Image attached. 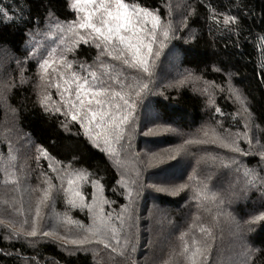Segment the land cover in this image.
I'll list each match as a JSON object with an SVG mask.
<instances>
[{
	"label": "snow or ice",
	"instance_id": "6c2138e0",
	"mask_svg": "<svg viewBox=\"0 0 264 264\" xmlns=\"http://www.w3.org/2000/svg\"><path fill=\"white\" fill-rule=\"evenodd\" d=\"M67 7L75 13L71 20H60L54 10L46 8L43 17V27L40 26V18H36L35 29L29 28L26 36L32 38L35 35H43L45 38L55 37L46 48L47 55L42 52L38 55L37 48H32L25 59H38V76L40 84L37 85L38 103L46 114L59 113L65 117L60 126L66 131L70 130L69 121L80 125L84 135L95 147L103 144L104 151L110 157H115L119 179L116 184L122 189V195L128 201L121 205L119 213L105 214L103 205L111 203L103 196V185L99 180L92 179L94 173L86 168H75L73 161L66 165L62 161H54L46 149L36 146L35 159L39 162L44 156L54 163L49 168L55 174L53 177L41 172L43 180L36 186L23 187L22 175H25L26 164L21 163L17 168L19 150L9 144L7 156L0 155V188L5 191L4 204L6 206L7 222L0 219V225L6 227L5 238L24 240L34 244L37 239L54 238L63 241L65 251L70 255L78 251H92L95 260L102 246L108 250L109 259L115 256L127 259L129 246L135 250V244H130L131 229L134 226L136 202L140 193L145 188L142 182L140 169L130 161L121 159V152L131 149V144L122 143L125 137L132 139L131 129L135 128L137 109L144 94L149 90V83L155 75V69L163 50L175 37L177 25L173 19L172 5H164L167 19L162 18L159 6L152 8L140 2V0H66ZM179 7V5H177ZM208 27L209 31H223L229 34L240 35L239 17L228 12H218L209 3ZM7 6L0 7V23L26 24L32 22L30 15H25L21 8V14L15 11L9 14ZM31 12V8L27 9ZM195 15V9L189 8L188 15L183 16L179 27L187 28L188 19ZM222 17V20H221ZM190 35L194 38V32ZM258 47L261 52V66L264 67V35L258 37ZM187 42V40H186ZM32 40H26L30 45ZM87 44L96 49V56L91 64L85 61L68 60L67 54L74 53L79 44ZM22 62L17 61L18 67ZM79 64V69L74 65ZM21 83H24V69L21 68ZM214 71H222L214 67ZM204 87L197 89L207 95V103L212 105L214 93L209 91V86L219 88L212 81L204 80L202 76H196L192 71L186 70L177 84L192 82L195 86L202 81ZM229 98L239 105L237 114H243L245 131L232 134L225 130L228 135L217 133L210 125H204L199 136L185 139L183 144L177 145L174 150H165L152 153L149 157V165L159 163L164 159H172L173 153H179L191 144H214L232 153L249 155L253 149L250 130L253 116L248 107L247 97L231 82V73L227 75ZM10 86L6 83L4 89ZM56 88L59 101H53L50 88ZM217 113H221L219 107ZM219 124V121H217ZM154 131H175L166 124H158L156 128H149L145 135ZM243 137L249 144V152L244 151L238 144ZM117 145L119 147H117ZM28 147H31L29 143ZM256 148L259 150L252 154L259 155L264 161V145L256 140ZM130 160L138 161V154H131ZM204 163L209 168L235 169L239 176L242 174L244 183L242 190L247 192L257 188L261 197L264 198V177L252 168H240V161L235 157H221L205 151L204 156L197 160V165ZM213 175L209 172L201 176L197 167H193L189 174V180L173 186L148 185L156 192L176 195L186 189H191L193 199L197 202L198 211L202 209L208 213L210 219L205 221L198 213L193 214V221L188 227L179 233L177 243L170 246L167 254L159 259L158 264H213V253L216 249L217 230L220 228L218 217L224 216L230 223H238L231 212H224L221 207L225 198L220 193L212 190L210 181ZM91 182L93 187L92 201L89 203L84 196L82 186ZM116 191V188H113ZM16 192L21 196L17 201ZM63 199L66 206L71 208H87L91 224L85 227L79 221L74 220L68 211L63 213L56 211V202ZM231 202V197H229ZM215 209V211H213ZM118 222V223H117ZM264 222V211L250 214L244 225ZM64 229L63 234L59 231ZM75 228V231L73 229ZM47 229V230H46ZM239 251L229 258V264H250L252 256L259 251L247 243L244 233L237 235ZM68 245L73 247L69 248ZM135 264V261L132 262ZM219 264V262H218Z\"/></svg>",
	"mask_w": 264,
	"mask_h": 264
},
{
	"label": "trees",
	"instance_id": "16d2710c",
	"mask_svg": "<svg viewBox=\"0 0 264 264\" xmlns=\"http://www.w3.org/2000/svg\"><path fill=\"white\" fill-rule=\"evenodd\" d=\"M140 2L152 8L159 6L160 14L164 19H167L164 7L166 4H171L172 11L179 13L181 19L188 15L190 7L195 9V15L189 17L187 28H180V22L173 17L177 31L172 40L176 45L178 58L168 54L169 45L167 44L159 57L155 75L149 83V90L144 94L137 109L135 128L130 130L132 139L129 141L125 137L122 143H130L131 147L134 145L136 149L141 150H149L153 144L162 147L152 146V148L158 147L159 150H162L167 147L174 150L177 145L183 144L185 139L199 136L198 130L204 125H210L221 135L228 134L225 132L226 129L232 134L243 133L245 130L237 114L238 104L229 98L227 75L231 73L232 84L247 97L248 107L254 118L250 137L253 140L259 139L261 145H264V67L261 66V52L258 47L260 43L258 37L264 35V0H140ZM209 3L218 12H228L239 17V37L223 31L222 24L221 31H216L215 26H213L212 32L209 31L208 8L206 7ZM4 6L10 9V15L13 10L16 15H20L21 8H23L24 14L32 17V22L26 24L0 23V155L7 156L10 143L12 148L19 150L17 168L21 163L26 164V174L22 175L23 187L36 186L40 183L43 180L41 172H48L47 168L50 163L62 161L66 165L75 157L73 166L75 168L83 167L90 173H94L92 179L99 180L103 185V196L111 202L107 207H104L105 214L119 213L121 205L127 204L128 201L122 195L120 186L116 184L120 178L118 172L122 169H118L115 164V157H110L106 151L102 150L105 147L103 144L100 147H95L84 135L79 124L69 121L70 130L66 131L60 126V122L65 119L64 116L59 113L49 115L44 112L37 102V92L39 91L37 85L40 84L37 66L39 61L36 58L25 59L32 48H37L38 55L41 52L47 55L46 48L49 45L56 46L50 44V41L55 37L45 38L43 35H35L30 38L25 35L29 28L35 29L37 17L40 18L41 28L43 27L46 8L51 7L60 20L74 19L75 13L67 7L66 0H0V7ZM29 7L31 8L30 13L27 12ZM193 32L194 38L190 35ZM29 39L32 40L30 45L26 44V40ZM95 56L96 49L94 47L81 43L74 53L67 54V59L91 64ZM17 61L22 62L19 67ZM74 67L79 69V64ZM214 67L220 68L222 71H214ZM21 68L24 69V83L20 82ZM186 70L223 87V91H220L219 88L209 86V91L214 93L212 105L207 103V95L197 90L205 86L203 80L197 82L195 86L192 82L178 85L172 83L179 81ZM5 83L10 87L4 89ZM48 91L53 101H59L55 87ZM217 107L223 114L216 112ZM239 115L241 116V114ZM158 124H166L175 129V135H168L167 132L162 131H154L150 135H145L149 128L155 129ZM240 139L237 141L239 146L249 152V144L245 143L247 141L243 137ZM29 143L31 144L30 148L28 147ZM37 145L46 149L54 161L41 156L37 162L35 159ZM193 146L194 144L190 145L188 153L196 155L195 149L199 144L194 148ZM117 147L119 146L117 145ZM204 147L205 145H203ZM128 153V150L121 152V158L126 157ZM251 154L238 159L241 162L239 165L241 169L245 166L251 168L250 166L253 164L255 167L258 165V159ZM200 158L197 156L190 159L191 163L188 164L185 178L189 171H193L194 164ZM172 160L168 161L171 165L168 168L184 169L178 162L180 160ZM129 161L130 166L135 164L140 169L141 179L145 185L137 198V205L143 200L149 189L145 181H148L147 178L152 180V175L143 177V169L148 166L146 163ZM183 164L186 163L183 162ZM200 165H202L201 168L197 170L201 176H206L211 172L213 175V180L209 182L211 188H215L225 198L223 207L221 206L224 212L229 209L236 218L239 217L241 221H244L250 214L264 211V198L261 197L257 188H252L247 192L242 190L244 183L242 174L239 176V182L232 186V180L229 177L238 180L235 169L209 168L204 163ZM163 170L164 168H159L153 175ZM257 172L261 177H264L262 168H259ZM227 174L230 176L228 177ZM168 180H172V178ZM188 180L189 178L182 182L185 183ZM114 187L116 191H113ZM82 191L85 199L90 202L93 192L91 182L84 184ZM193 195L191 189L173 195L176 197H169L161 192L151 193V196H154L153 199L158 203L157 207L152 210L156 217L154 223L157 218H161L162 228L164 227V229L156 227L155 236L158 239L156 244L165 240L166 231L170 225L166 218L174 220L176 224L189 225L188 211L195 208L197 204L196 200L192 198ZM15 196L18 201L21 193L16 192ZM229 197H231V202H229ZM4 200L5 191L0 188V219H5L7 222ZM136 209L134 226L130 230L132 233L130 244H135V250L129 246L128 257L133 256L144 240L140 231V226L144 222L137 221V216L142 213V210L137 206ZM82 210L80 207L66 206L62 198L56 202L57 212L68 211L72 218L86 221L88 220V209ZM218 219L225 221L224 216H220ZM250 227L251 231L247 229L244 232L247 243L252 248L259 249L252 256L250 264H264V222L257 226L253 224ZM240 228L241 226L238 225V231L231 230L230 238L232 240H237ZM150 229L149 226L147 230ZM222 229L217 232V235ZM5 233L6 227L0 225V264H102L99 256H96L94 260L92 251H78L70 255L56 243V240L37 239L34 244H29L24 240L6 239ZM161 251L162 249H158L157 254ZM108 264H114V262L110 261Z\"/></svg>",
	"mask_w": 264,
	"mask_h": 264
},
{
	"label": "rangeland",
	"instance_id": "374dc122",
	"mask_svg": "<svg viewBox=\"0 0 264 264\" xmlns=\"http://www.w3.org/2000/svg\"><path fill=\"white\" fill-rule=\"evenodd\" d=\"M174 7V6H173ZM175 10V8H174ZM173 17L176 19V21L178 20L179 22L181 21V16L179 13L177 12H173ZM169 47H168V54L172 57L178 58V52H176V45L173 43V40H171L168 43ZM176 85H178L176 82H172ZM239 108V105L237 107V109ZM243 114L241 113V116L238 115L239 119L241 120V125L243 127V129L245 130V121L242 119ZM254 125V124H253ZM168 135H175L174 131H170L167 132ZM228 135V134H226ZM180 139V137H179ZM243 140V139H240ZM180 142V141H178ZM247 143V142H245ZM252 143H253V149L251 150L250 154L252 152H256L259 149L255 147L256 145V140L252 139ZM181 145V144H180ZM198 144H194V146H197ZM203 145H205V147L203 148ZM199 144V146L195 149V154L196 155H192L191 153H188L189 149H190V145H186L184 150L180 151L179 153H173V160H180L178 162H180V164H182L183 168L182 170H179L178 168H168L171 165H169L168 161L170 159H164L163 161L156 163L153 162L151 165H149V157L151 156L152 153H160V152H164L165 155L168 154L167 151L165 150H170V148H164L162 150H159L158 147H162V146H158L153 144L152 146H158V147H150V149H136L135 146L133 145L131 147V149H128V154L125 156H123V158H121L124 161H129L130 160V156L131 154L135 153L139 155V160L136 162L139 163H146L148 166H146L143 169V177L146 176L148 177L149 175H152V180H150L149 178L148 181L146 182V186L148 185H164V186H173V185H178L183 183L182 181L185 179L189 178V174L192 173V171H189V174L187 175V177L185 178L186 175V171L189 167V163H191L192 158L195 157H203L205 151L210 152L212 154L215 155H219L221 157H235L237 159H242L244 157V155H241L240 153H232L227 149L224 148H219L216 147V145L214 144ZM193 146V148H194ZM249 149V148H248ZM247 150V149H245ZM252 156L256 157L258 159V165L255 167V164L251 165L250 167L252 169H255L256 171L259 168H262L264 170V161L261 160V158L259 157V155H254L251 154ZM243 156V157H242ZM241 157V158H240ZM171 159V160H172ZM189 159V160H188ZM172 160V161H173ZM188 161V162H187ZM177 162V163H178ZM186 163V164H183ZM191 167H193V165H190ZM195 167H197V169L201 168L202 165H197V162L194 164ZM159 168H164L163 171H158L157 173H155L153 175V173L155 171H157ZM48 172H45L46 174H48L49 176L53 177V181H55V174L52 172V169L50 170L49 168ZM228 175V174H227ZM230 175H228L229 177ZM174 177V179H173ZM172 178V180H168ZM231 178V182H232V186L235 185V183L237 182V179L235 180V178L233 177H229V179ZM230 181V180H229ZM218 186H221L220 184H218ZM149 188V187H148ZM213 191L218 192L215 188L213 189ZM151 193L157 194L159 192H156L155 190H153L152 188H149L145 195L144 198L141 202H138V204L136 205L137 207H139L142 210V213L139 214L137 216V221L138 222H144L142 223V225L140 226V231L144 236V240L141 244V247L138 248L132 257H128L127 259H125L124 257H120V256H115L114 259H109V254H108V250H104L102 248V246H99L101 249L99 251V253L97 254V256L100 257L102 264H108L110 261H113L114 264H132L133 261H135V264H158L159 259L162 258L163 256H165L170 248V246L174 243H177V237L179 236V233L181 231H184L188 226L184 223H179L176 224L174 223V220L168 218H166V221L170 224L168 225V230L166 231V236H165V240L159 244L158 243V239H156L155 236V231L157 230L156 227L158 228H162V221L161 218H157V221L154 223L155 220V215L154 213H152V210H154L158 203L156 202L154 198V196H151ZM167 195H169V197H176L173 196L172 194L169 193H165ZM177 195V194H176ZM92 201V200H91ZM91 201L89 203H91ZM108 204H104L103 205V209L105 212V206L107 207ZM223 207V206H222ZM81 211H83L81 209ZM88 211V210H87ZM226 212H230V210L228 209ZM88 213V220L84 221L80 218H73L76 221H79L81 224H83L85 227H87L89 224H91V219H90V213L89 211ZM194 213H198L199 215H201L205 221H208L210 219L208 213H205L202 209H200L198 211L197 209V204L195 206V208L191 209L188 211V216L187 219L190 221V223H192L193 221V214ZM238 223H233L230 224L228 223L226 220L223 222L222 220L218 219L220 222V228L217 230V232L223 228L217 235V240H216V249L213 253V264H229V258L233 257V255L239 251V243L238 241L232 240L230 238V232L231 230L234 231H238V225L241 226L240 228V232L242 231L243 233L248 229L247 225L243 224V221H241V218H236ZM5 220V219H4ZM6 222V221H5ZM174 223V225L170 228V226ZM261 223V222H260ZM260 223L254 224L255 226L259 225ZM151 227V229L148 231L147 228ZM170 228V229H169ZM164 229V227L162 228ZM47 230V229H46ZM59 231L63 234L64 229L60 228ZM73 231H75V228L73 229ZM52 240H56L54 238H49ZM57 244L60 245L62 248L65 249V247L63 246V241H58L56 240ZM156 244V245H155ZM67 247L71 248L73 246L68 245ZM158 249H162L161 253L157 254V250ZM158 255V256H157Z\"/></svg>",
	"mask_w": 264,
	"mask_h": 264
}]
</instances>
